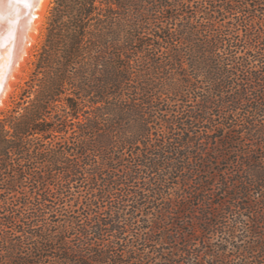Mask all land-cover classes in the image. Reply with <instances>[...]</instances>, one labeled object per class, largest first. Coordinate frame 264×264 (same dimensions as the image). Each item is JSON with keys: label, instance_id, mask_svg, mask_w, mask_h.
Wrapping results in <instances>:
<instances>
[{"label": "trees", "instance_id": "1", "mask_svg": "<svg viewBox=\"0 0 264 264\" xmlns=\"http://www.w3.org/2000/svg\"><path fill=\"white\" fill-rule=\"evenodd\" d=\"M33 64L0 264H264V0H53Z\"/></svg>", "mask_w": 264, "mask_h": 264}, {"label": "rangeland", "instance_id": "2", "mask_svg": "<svg viewBox=\"0 0 264 264\" xmlns=\"http://www.w3.org/2000/svg\"><path fill=\"white\" fill-rule=\"evenodd\" d=\"M52 4H53V0H48L47 6L44 11L45 14L43 13V17L38 26V31H37L38 34L36 33V38H35V41L33 42L34 45L32 44L33 47L30 48L29 53H28L29 55H27L26 57L27 59L21 66L22 70L19 71L18 73L19 75H17V80L12 84L13 86H12L11 91L8 93L7 99H5L4 104L2 105V107H0V117L14 106V101L17 99L20 93V90L24 86L25 81L28 79L33 69V66H34L33 62L36 59V55L44 39L46 21H47V17L49 15V11L51 9ZM17 12H18V9L16 8V5L13 2L10 3L9 0H4L0 2V49H3L2 52L0 50V91L4 88V85H5V80H4L5 74L8 72L9 66H11L15 60L13 53L16 47H14L13 41L15 37V28L17 27V20H16ZM171 191H172V194L175 195V193L182 192L183 189H178L177 191L173 188L171 189ZM158 201L159 200H157V202ZM161 201L163 202L164 200H161ZM159 206H162V204L158 206L154 204L151 208H147V209H150V211H153V209H157ZM144 217L146 216L143 215L142 218ZM153 217L154 216L149 214L148 219L151 220ZM158 235H159L158 233L154 234V236H157V237ZM206 237L208 238V241L214 245V248L217 245H220L221 247H225L226 253L231 254L230 256L231 260L229 261V263L231 262L230 264L240 263L241 256L239 255V252L236 249V247L239 245L244 246L246 244L245 240L247 239V237L242 238L241 240H239L238 238L236 239L228 238L227 239V238H224V236H221V235L219 236V234H216L215 232L206 234ZM157 259H160V258H157ZM207 259H208V256H207ZM248 262H250V264H254L252 263L253 262L252 258H249Z\"/></svg>", "mask_w": 264, "mask_h": 264}, {"label": "bare ground", "instance_id": "3", "mask_svg": "<svg viewBox=\"0 0 264 264\" xmlns=\"http://www.w3.org/2000/svg\"><path fill=\"white\" fill-rule=\"evenodd\" d=\"M2 1L4 0H0V2ZM9 2L11 3V0H9ZM47 2L48 0H31L32 6L30 7L25 6L24 4L14 3L16 5V8L18 9L16 15L17 27L15 28V37L13 41L14 47H16L13 53L15 60L14 63L9 66V70L5 74V85L4 88L0 91V107H2L5 99H7L8 93L12 89V84L17 80V75H19V71L22 70L21 66L27 59L26 57L27 55H29L28 53L30 48H32L34 45L33 42L35 41L38 26L43 17ZM0 50L2 52L3 49Z\"/></svg>", "mask_w": 264, "mask_h": 264}, {"label": "snow or ice", "instance_id": "4", "mask_svg": "<svg viewBox=\"0 0 264 264\" xmlns=\"http://www.w3.org/2000/svg\"><path fill=\"white\" fill-rule=\"evenodd\" d=\"M11 2L16 3V4H24L25 6H32L31 5V0H11Z\"/></svg>", "mask_w": 264, "mask_h": 264}]
</instances>
